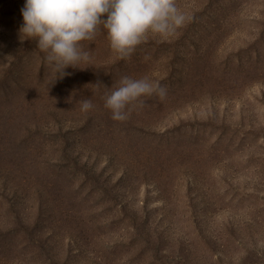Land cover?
<instances>
[{
	"label": "rangeland",
	"instance_id": "rangeland-1",
	"mask_svg": "<svg viewBox=\"0 0 264 264\" xmlns=\"http://www.w3.org/2000/svg\"><path fill=\"white\" fill-rule=\"evenodd\" d=\"M176 3L172 37L121 60L100 31L50 82L0 0V264H264V0ZM124 76L167 95L114 120Z\"/></svg>",
	"mask_w": 264,
	"mask_h": 264
},
{
	"label": "clouds",
	"instance_id": "clouds-1",
	"mask_svg": "<svg viewBox=\"0 0 264 264\" xmlns=\"http://www.w3.org/2000/svg\"><path fill=\"white\" fill-rule=\"evenodd\" d=\"M21 15L20 36L34 40L44 54L53 72L50 82L68 75V67L91 66L92 57L83 42H92L100 31L106 33L117 58L124 60L149 35L166 40L189 19L176 0H24ZM153 95L163 98L167 89L148 78L124 76L103 99L112 119L124 121L129 118L130 105L139 102L143 106L146 101L141 98ZM92 108L91 100L81 101V111Z\"/></svg>",
	"mask_w": 264,
	"mask_h": 264
}]
</instances>
